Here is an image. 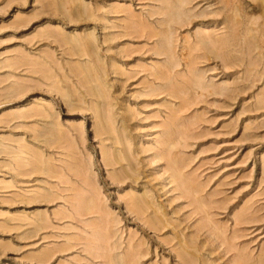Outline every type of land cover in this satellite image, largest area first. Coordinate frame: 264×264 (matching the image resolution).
Returning a JSON list of instances; mask_svg holds the SVG:
<instances>
[{
	"label": "rangeland",
	"instance_id": "rangeland-1",
	"mask_svg": "<svg viewBox=\"0 0 264 264\" xmlns=\"http://www.w3.org/2000/svg\"><path fill=\"white\" fill-rule=\"evenodd\" d=\"M0 264H264V0H0Z\"/></svg>",
	"mask_w": 264,
	"mask_h": 264
},
{
	"label": "bare ground",
	"instance_id": "bare-ground-1",
	"mask_svg": "<svg viewBox=\"0 0 264 264\" xmlns=\"http://www.w3.org/2000/svg\"><path fill=\"white\" fill-rule=\"evenodd\" d=\"M179 15V14H178ZM177 17V16H176ZM169 39V38H168ZM170 44V43H169Z\"/></svg>",
	"mask_w": 264,
	"mask_h": 264
}]
</instances>
